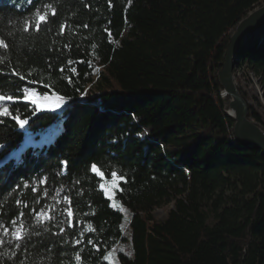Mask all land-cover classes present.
<instances>
[{"label":"trees","instance_id":"obj_1","mask_svg":"<svg viewBox=\"0 0 264 264\" xmlns=\"http://www.w3.org/2000/svg\"><path fill=\"white\" fill-rule=\"evenodd\" d=\"M260 1L0 0V87L15 70L21 91L67 98L59 112L20 105L23 131L0 124L11 156L0 167V264H111L122 214L93 163L124 178L114 198L130 213L132 255L116 264H264V155L234 141L213 77L227 33ZM38 8L53 21L39 32ZM240 68L264 103V23L240 46ZM250 116L264 127L252 106Z\"/></svg>","mask_w":264,"mask_h":264},{"label":"water","instance_id":"obj_2","mask_svg":"<svg viewBox=\"0 0 264 264\" xmlns=\"http://www.w3.org/2000/svg\"><path fill=\"white\" fill-rule=\"evenodd\" d=\"M262 1L246 12L228 32L226 50L213 77L219 88L225 115L231 121L230 131L234 141L259 150L264 155V127L251 118L250 104L238 88L233 74L240 46L264 23Z\"/></svg>","mask_w":264,"mask_h":264},{"label":"snow or ice","instance_id":"obj_3","mask_svg":"<svg viewBox=\"0 0 264 264\" xmlns=\"http://www.w3.org/2000/svg\"><path fill=\"white\" fill-rule=\"evenodd\" d=\"M31 3V0H29ZM111 3V0H110ZM57 12L53 9L52 16L55 17ZM53 22L50 20L47 12H42L39 8L36 9V23H35V30L37 32L41 31L45 25L48 23ZM31 24V21H28V25ZM26 25L24 27V31H30V27ZM8 44L3 40L0 39V48H8ZM61 71H64L61 69ZM75 71V69H73ZM16 71L13 70L11 74L5 73L8 76V83L10 85L9 88L0 87V124L5 123L7 119H11L15 121L14 127H17L19 130H25L28 125L29 121L26 118H23L21 115L20 105L26 104L31 107L33 113L38 111H58L61 110L64 105L67 103V98L63 95L57 94L54 91L49 94L41 93L36 88H29L25 87L21 91L20 87L16 85V82L11 79L12 76L16 75ZM20 79H25L24 76H20ZM71 83V80L69 81ZM3 84V79L0 78V85ZM10 146L7 144H0V167L6 166L11 159V156H5V151ZM90 171L99 178V188L102 192H104L106 198L112 199V192L109 191V188L115 190L119 187L120 183L124 180V178L117 173V171L113 170L111 172V179L109 180L108 177L103 173V171L98 167L97 164L93 163L90 166ZM103 181V182H100ZM43 183V182H42ZM35 191V189H33ZM67 199V197H65ZM42 215V213H41ZM72 215V213H69ZM11 221V217H9ZM13 224H16V221H11ZM30 224V221H29ZM27 225H19L15 234H14V242L19 243L25 238V234L23 232L24 227ZM37 228L40 225L36 226ZM35 230V228L33 229ZM3 232L5 234H10L11 229L5 225L3 228ZM2 239V238H0ZM123 251V249H121ZM77 260L80 259V256L77 255Z\"/></svg>","mask_w":264,"mask_h":264},{"label":"rangeland","instance_id":"obj_4","mask_svg":"<svg viewBox=\"0 0 264 264\" xmlns=\"http://www.w3.org/2000/svg\"><path fill=\"white\" fill-rule=\"evenodd\" d=\"M261 3H264V0ZM227 35H226V40H227ZM233 74H234L235 82L238 88L241 90L245 99L250 104V107L252 106L254 109L259 111L263 115V120H264V103L262 100V91L258 84V79L252 73L245 70V68H240L236 70L234 68ZM89 87L90 86H88L87 89ZM59 111L60 110L55 111V112H59ZM47 112H52V111H47ZM115 190H112L111 188H109V191L112 192V199H108V198L107 199L109 200L111 207L118 210L122 214V221H121L120 229H121L124 242L117 243L106 254L105 259L111 264H116L115 256L118 252L124 253L128 256L132 255L131 248H130V227H129L130 213L126 208L121 206L115 200L114 198ZM172 208H173V202H171L168 205H163L155 209L152 213V216L156 221H161L166 217L168 211L171 210ZM121 249H123V251H121Z\"/></svg>","mask_w":264,"mask_h":264}]
</instances>
